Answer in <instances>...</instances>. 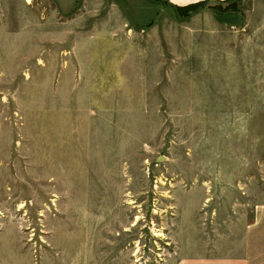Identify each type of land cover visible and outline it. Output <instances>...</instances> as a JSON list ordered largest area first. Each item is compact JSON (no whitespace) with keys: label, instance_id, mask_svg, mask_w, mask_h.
Returning a JSON list of instances; mask_svg holds the SVG:
<instances>
[{"label":"rangeland","instance_id":"1","mask_svg":"<svg viewBox=\"0 0 264 264\" xmlns=\"http://www.w3.org/2000/svg\"><path fill=\"white\" fill-rule=\"evenodd\" d=\"M208 2L0 0V264L240 237L264 203V0Z\"/></svg>","mask_w":264,"mask_h":264},{"label":"crops","instance_id":"2","mask_svg":"<svg viewBox=\"0 0 264 264\" xmlns=\"http://www.w3.org/2000/svg\"><path fill=\"white\" fill-rule=\"evenodd\" d=\"M211 0H167L178 6H187ZM225 2L228 0H214ZM228 240V239H221ZM234 244H220L219 252L179 254L174 264H264V203L253 210L251 222L243 228Z\"/></svg>","mask_w":264,"mask_h":264},{"label":"trees","instance_id":"3","mask_svg":"<svg viewBox=\"0 0 264 264\" xmlns=\"http://www.w3.org/2000/svg\"><path fill=\"white\" fill-rule=\"evenodd\" d=\"M236 1H240V0H228V1H225V2H219V7H221V5H226L225 7V10L227 9H235L236 8ZM209 2L208 1H205L203 3H200V4H196V5H190V6H187L186 8L184 9H181V8H176L178 11H183V10H188V11H192V10H197L203 6H205L206 4H208Z\"/></svg>","mask_w":264,"mask_h":264},{"label":"bare ground","instance_id":"4","mask_svg":"<svg viewBox=\"0 0 264 264\" xmlns=\"http://www.w3.org/2000/svg\"><path fill=\"white\" fill-rule=\"evenodd\" d=\"M159 236V235H158Z\"/></svg>","mask_w":264,"mask_h":264}]
</instances>
